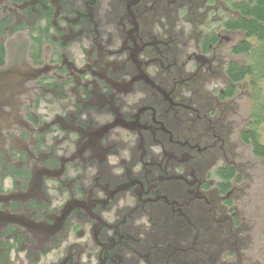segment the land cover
I'll return each mask as SVG.
<instances>
[{
  "label": "flooded vegetation",
  "instance_id": "1",
  "mask_svg": "<svg viewBox=\"0 0 264 264\" xmlns=\"http://www.w3.org/2000/svg\"><path fill=\"white\" fill-rule=\"evenodd\" d=\"M240 18V0H0V264L258 263Z\"/></svg>",
  "mask_w": 264,
  "mask_h": 264
},
{
  "label": "rangeland",
  "instance_id": "2",
  "mask_svg": "<svg viewBox=\"0 0 264 264\" xmlns=\"http://www.w3.org/2000/svg\"><path fill=\"white\" fill-rule=\"evenodd\" d=\"M244 36L240 34V41ZM255 43L254 39L250 40ZM250 55L240 56V62L249 63ZM264 80L251 85L247 79L240 85V131L246 129L254 109L263 103ZM259 139L264 143V125L257 127ZM240 162L242 164V180L240 182V195L245 207L253 213L252 232L247 235L251 238L250 250L254 254L256 264H264V160L257 159L250 147L240 142ZM258 260V261H257Z\"/></svg>",
  "mask_w": 264,
  "mask_h": 264
},
{
  "label": "trees",
  "instance_id": "3",
  "mask_svg": "<svg viewBox=\"0 0 264 264\" xmlns=\"http://www.w3.org/2000/svg\"><path fill=\"white\" fill-rule=\"evenodd\" d=\"M240 30L246 39L240 42V53L250 55V62L240 66V82L249 78L255 88L264 80V0H240ZM256 39L253 45L250 39ZM251 130L242 134L243 140L251 144L256 157L264 160V143L260 142L257 127L264 125V99L251 116Z\"/></svg>",
  "mask_w": 264,
  "mask_h": 264
},
{
  "label": "water",
  "instance_id": "4",
  "mask_svg": "<svg viewBox=\"0 0 264 264\" xmlns=\"http://www.w3.org/2000/svg\"><path fill=\"white\" fill-rule=\"evenodd\" d=\"M13 76L14 66L12 64L0 68V111L2 105L12 98L10 90L12 89Z\"/></svg>",
  "mask_w": 264,
  "mask_h": 264
}]
</instances>
